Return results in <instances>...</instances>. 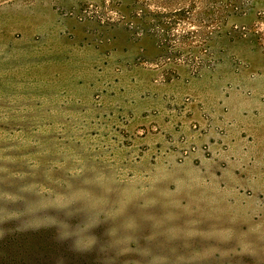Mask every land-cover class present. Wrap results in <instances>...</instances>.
Wrapping results in <instances>:
<instances>
[{"label":"rangeland","instance_id":"rangeland-1","mask_svg":"<svg viewBox=\"0 0 264 264\" xmlns=\"http://www.w3.org/2000/svg\"><path fill=\"white\" fill-rule=\"evenodd\" d=\"M85 1L0 0V264H264V126L253 124L264 112L215 113L187 96L166 104L170 128L155 118L130 131L24 78L16 46L35 14L63 20L58 9ZM131 4L159 51L145 61L173 59L164 83L150 70L154 84L214 72L227 55L226 97L261 87L263 72L241 76L264 55V0H131L124 14ZM34 243L44 257L30 256Z\"/></svg>","mask_w":264,"mask_h":264},{"label":"crops","instance_id":"crops-1","mask_svg":"<svg viewBox=\"0 0 264 264\" xmlns=\"http://www.w3.org/2000/svg\"><path fill=\"white\" fill-rule=\"evenodd\" d=\"M121 1L124 6L131 3ZM35 16L31 31L22 35L16 46L19 58L31 66L24 78L47 87L53 96L72 97L82 111H95L100 120H106L101 124L105 127L117 128L121 126L120 120L125 119L126 128L131 131L156 118L157 125L170 128L162 121L167 114L166 104L171 100L181 103L187 96L215 113L221 111L222 104L230 110L235 106L242 112H264V82L253 89L251 98L224 95L233 80L227 55L214 72L204 71L191 79L187 70L180 68L176 80L156 85V74L138 63L139 59L151 60L159 54L149 37L131 38L123 27L109 29L73 19L60 20L51 11ZM257 60L259 65L251 61L241 77L255 70L264 73V55ZM155 111L159 116L150 115ZM253 124L264 126L262 118Z\"/></svg>","mask_w":264,"mask_h":264},{"label":"built area","instance_id":"built-area-1","mask_svg":"<svg viewBox=\"0 0 264 264\" xmlns=\"http://www.w3.org/2000/svg\"><path fill=\"white\" fill-rule=\"evenodd\" d=\"M149 9L154 12L159 10L154 6L149 7ZM60 18L62 19H73L78 23H94L101 28H116L123 27L130 34L132 38L139 39L141 38L142 32L137 29L134 25L132 19V4L131 11L129 15L124 14L122 11V3L120 0H88L82 3L77 9L73 10H62L58 9ZM142 14V10L139 9L135 13V17L139 18ZM159 47H170L171 43L166 42L164 40L158 41ZM184 60L183 57L177 58L175 61L177 63H181ZM173 62V59L168 57H163L157 59L153 62L145 61L143 59H139L138 63L145 69L152 70L157 72V77L155 78L156 84H161L165 82V71L166 65H169Z\"/></svg>","mask_w":264,"mask_h":264},{"label":"trees","instance_id":"trees-1","mask_svg":"<svg viewBox=\"0 0 264 264\" xmlns=\"http://www.w3.org/2000/svg\"><path fill=\"white\" fill-rule=\"evenodd\" d=\"M16 248L21 249V246H17ZM28 250L32 254L30 256L36 255V256H39V257H44V253L43 252L45 250L41 249L40 247H37L36 243L30 244V247H29ZM1 253H2L3 258H5V259H8L9 258V253L6 250L4 252L1 251ZM25 254H27V253H25ZM25 256H27V255H24L23 258H25ZM36 256H34V257H36Z\"/></svg>","mask_w":264,"mask_h":264}]
</instances>
